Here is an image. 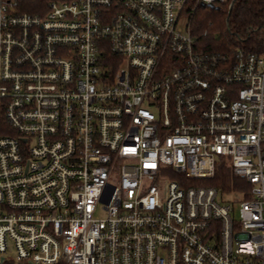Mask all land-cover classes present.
I'll use <instances>...</instances> for the list:
<instances>
[{
	"label": "built area",
	"instance_id": "built-area-1",
	"mask_svg": "<svg viewBox=\"0 0 264 264\" xmlns=\"http://www.w3.org/2000/svg\"><path fill=\"white\" fill-rule=\"evenodd\" d=\"M186 3L0 0V264H264V55L215 70Z\"/></svg>",
	"mask_w": 264,
	"mask_h": 264
},
{
	"label": "trees",
	"instance_id": "trees-1",
	"mask_svg": "<svg viewBox=\"0 0 264 264\" xmlns=\"http://www.w3.org/2000/svg\"><path fill=\"white\" fill-rule=\"evenodd\" d=\"M46 1L16 0L18 11L31 15L40 14ZM192 9L189 24L194 48L213 63L215 70H231L237 50L264 55V0H226L213 8L187 0L186 11ZM192 184L213 187L221 194L241 195L242 199L247 198L249 189L247 182L224 163L216 167L212 179Z\"/></svg>",
	"mask_w": 264,
	"mask_h": 264
},
{
	"label": "rangeland",
	"instance_id": "rangeland-1",
	"mask_svg": "<svg viewBox=\"0 0 264 264\" xmlns=\"http://www.w3.org/2000/svg\"><path fill=\"white\" fill-rule=\"evenodd\" d=\"M219 199L223 202H227V201L231 202V201H235V199H236V201L239 202L242 200V196L237 195V194L225 193ZM235 213H236V215L238 213V205L237 204L235 206Z\"/></svg>",
	"mask_w": 264,
	"mask_h": 264
},
{
	"label": "water",
	"instance_id": "water-1",
	"mask_svg": "<svg viewBox=\"0 0 264 264\" xmlns=\"http://www.w3.org/2000/svg\"><path fill=\"white\" fill-rule=\"evenodd\" d=\"M202 6H206V7H208V8H213L214 6L212 5V4H202Z\"/></svg>",
	"mask_w": 264,
	"mask_h": 264
}]
</instances>
